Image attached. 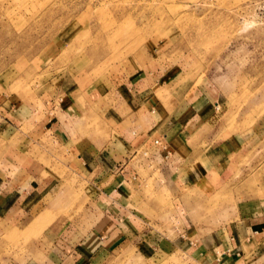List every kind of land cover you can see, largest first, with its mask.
Masks as SVG:
<instances>
[{
	"label": "rangeland",
	"instance_id": "1",
	"mask_svg": "<svg viewBox=\"0 0 264 264\" xmlns=\"http://www.w3.org/2000/svg\"><path fill=\"white\" fill-rule=\"evenodd\" d=\"M132 78L169 114L192 96L190 86L203 88L212 140L233 142L234 151L218 150L217 167L198 155L171 178L157 150L137 149L130 156L137 177L125 192L135 216L105 219V204L69 169L48 124L71 95L82 112L73 136L84 145L116 141L135 99ZM32 142L30 156L54 184L22 222L2 228L0 264L41 263L108 219L121 227L101 264H207L229 240L226 227L241 205L264 202V0H0V157L11 144ZM199 165L215 192L170 186ZM143 240L178 247L144 252ZM255 264H264V253Z\"/></svg>",
	"mask_w": 264,
	"mask_h": 264
},
{
	"label": "crops",
	"instance_id": "2",
	"mask_svg": "<svg viewBox=\"0 0 264 264\" xmlns=\"http://www.w3.org/2000/svg\"><path fill=\"white\" fill-rule=\"evenodd\" d=\"M137 82L136 78L126 82L128 87L134 85L128 89L131 95H135V99L132 105L127 104V113L121 119L126 129L118 134L119 137L112 143L99 146L90 139L84 145L82 138L73 136L72 122L82 116V112L76 98L70 97L71 95L62 101L58 115L52 118V122L48 119L52 137L58 145L65 147L66 155L70 156L67 164L69 169L89 180L97 205L105 204V219L135 216L126 208L125 192L131 181L137 177L130 162V156L137 149L150 147L157 150L164 159L165 168L169 166L171 178L175 177L182 164H189L198 155L201 159L207 158L209 163L214 164L213 167H217L220 157L218 150L224 149L226 155L234 151L230 150L233 142L212 140L213 135L207 126L211 121L209 101L204 97L203 88L190 86L188 93L192 96L189 95L182 107L177 106L169 114L166 108L161 111L158 107V111L156 110L153 106L156 98L140 95L141 89L138 88ZM145 105L152 106L141 115L140 109ZM151 139L153 140L150 141ZM157 139L159 144L153 145ZM70 142L73 143L72 146L68 145ZM117 142L121 143L119 148L116 147ZM34 145L33 142L31 145L22 146L11 144L4 149L0 157V235L2 228L16 225L30 215L41 201L43 192L54 184L53 177L44 175L47 169L44 164L30 156ZM203 170V165H199L196 170L189 168L182 173L179 182H173L170 186L177 189L192 187L205 194L215 192L219 186L210 179L203 178ZM180 201L181 198L176 193L173 203H179V206H174L179 215L182 214L178 211L181 209ZM119 226L121 227V224L117 227ZM117 227L115 228L109 219L102 220L95 225V234H104L103 237L91 234L84 241L79 240L62 246V253L50 251L41 263L29 261L27 264H101V260L108 258L110 250H114V238L120 232ZM226 228L229 240L214 247L210 252L215 258L207 254L208 260L206 259L205 263L255 264L259 261L260 254L264 253V202L253 205L251 203L246 208L241 205L236 217ZM181 233L185 235L184 232ZM106 234L109 237L106 241H101ZM140 246L144 252H163L167 248L178 247L173 241L163 244L160 241L145 240Z\"/></svg>",
	"mask_w": 264,
	"mask_h": 264
},
{
	"label": "built area",
	"instance_id": "3",
	"mask_svg": "<svg viewBox=\"0 0 264 264\" xmlns=\"http://www.w3.org/2000/svg\"><path fill=\"white\" fill-rule=\"evenodd\" d=\"M154 144H155V145H158V144H159V141H158V140H155V141H154ZM164 148H165V147H163V149H164Z\"/></svg>",
	"mask_w": 264,
	"mask_h": 264
}]
</instances>
